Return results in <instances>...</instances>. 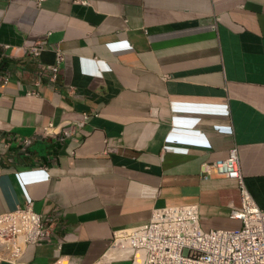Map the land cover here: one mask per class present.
<instances>
[{"label":"crops","instance_id":"obj_1","mask_svg":"<svg viewBox=\"0 0 264 264\" xmlns=\"http://www.w3.org/2000/svg\"><path fill=\"white\" fill-rule=\"evenodd\" d=\"M56 50L51 81L37 71ZM0 133L16 137L0 212L32 201L56 219L50 240L0 264H131L111 257L113 230L163 205L197 204L204 230L239 228L236 181L201 164L235 146L264 209V0H0Z\"/></svg>","mask_w":264,"mask_h":264},{"label":"built area","instance_id":"obj_2","mask_svg":"<svg viewBox=\"0 0 264 264\" xmlns=\"http://www.w3.org/2000/svg\"><path fill=\"white\" fill-rule=\"evenodd\" d=\"M74 1L88 3V0ZM26 49L28 54L38 58L43 45L40 40H35L29 42ZM61 59L62 52L56 50L55 62L40 63L37 74H47L51 81L57 80ZM91 115V112H85L81 121L64 127L58 140L62 142L75 135V128ZM51 129L52 124L44 126L43 135L51 134ZM12 139L16 137L0 133V172L1 162L12 160L7 152ZM18 140L23 146L31 143V139ZM104 141L105 153L116 151ZM201 174L204 178L220 175L236 181L239 205L228 203V215L241 221L239 228L204 230L199 223L197 204L163 205L154 208L145 222L114 229L109 246L113 252L111 257L129 260L131 264H264V209L257 205L244 184L237 148H230L223 159L202 163ZM54 224L55 217L34 211L32 201L1 211L0 257L18 260L27 244L50 240Z\"/></svg>","mask_w":264,"mask_h":264}]
</instances>
